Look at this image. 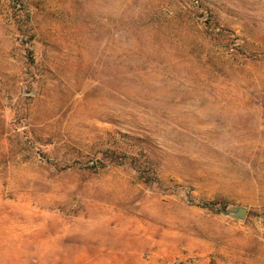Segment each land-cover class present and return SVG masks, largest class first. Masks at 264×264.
<instances>
[{
  "label": "rangeland",
  "instance_id": "1",
  "mask_svg": "<svg viewBox=\"0 0 264 264\" xmlns=\"http://www.w3.org/2000/svg\"><path fill=\"white\" fill-rule=\"evenodd\" d=\"M0 264H264V0H0Z\"/></svg>",
  "mask_w": 264,
  "mask_h": 264
},
{
  "label": "water",
  "instance_id": "2",
  "mask_svg": "<svg viewBox=\"0 0 264 264\" xmlns=\"http://www.w3.org/2000/svg\"><path fill=\"white\" fill-rule=\"evenodd\" d=\"M245 213V210L244 209H237V211H235V215L239 218H241L243 216V214Z\"/></svg>",
  "mask_w": 264,
  "mask_h": 264
}]
</instances>
